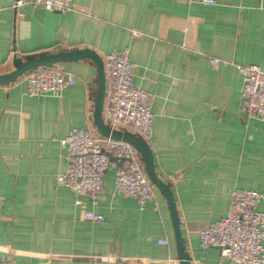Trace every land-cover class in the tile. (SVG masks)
<instances>
[{
    "label": "crops",
    "instance_id": "obj_1",
    "mask_svg": "<svg viewBox=\"0 0 264 264\" xmlns=\"http://www.w3.org/2000/svg\"><path fill=\"white\" fill-rule=\"evenodd\" d=\"M14 1L0 0V76L28 55L89 49L105 64L128 50L134 86L153 95L148 143L171 186L186 252L193 264H230L202 247L199 232L227 216L235 190L264 193V121L245 113L238 69H264V0H73L69 13L16 10ZM52 69L73 73L76 84L41 98L27 94L31 72L0 85V259L177 264L169 205L156 187L141 210L114 193L117 163L95 205L59 185L69 167L61 141L73 129L98 134V70L90 59ZM85 211L104 222L85 220Z\"/></svg>",
    "mask_w": 264,
    "mask_h": 264
},
{
    "label": "built area",
    "instance_id": "obj_2",
    "mask_svg": "<svg viewBox=\"0 0 264 264\" xmlns=\"http://www.w3.org/2000/svg\"><path fill=\"white\" fill-rule=\"evenodd\" d=\"M214 4V0H204ZM23 6L41 7L50 12L74 11L73 0H15L14 9ZM219 59H211L213 65ZM242 75L241 96L245 113L250 118L264 121V69L254 65L238 66ZM107 77L103 118L112 129H132L147 142L153 134L155 115L152 111L153 95L134 86L133 64L128 50L113 51L105 62ZM77 77L73 73L52 68L32 71L26 80L30 97L57 96L66 87L74 86ZM69 167L58 177L61 186L76 195L87 197L93 205L103 190L104 175L111 165L109 154L124 160L114 178V193L134 197L141 210L153 199V185L147 177L144 165L136 149L129 143L105 138L83 129H73L61 141ZM264 203V193L254 190L234 191L227 216L200 230L204 249H221L230 264H264V212L258 206ZM0 201V219H1ZM83 218L92 222H104V217L93 211H85ZM166 244V241H163ZM0 264H7L0 259Z\"/></svg>",
    "mask_w": 264,
    "mask_h": 264
},
{
    "label": "water",
    "instance_id": "obj_3",
    "mask_svg": "<svg viewBox=\"0 0 264 264\" xmlns=\"http://www.w3.org/2000/svg\"><path fill=\"white\" fill-rule=\"evenodd\" d=\"M84 59H90L96 65L98 70V93L95 100L93 115L96 132L102 137L129 143L136 149L151 184L161 192L168 202L178 252L177 264H193L190 255L186 252L184 239L182 238L181 223L171 186L170 184L164 182L157 174L154 154L149 143L136 133L112 129L104 121L103 111L106 98L107 77L104 61L96 52L89 49H82L59 53L28 55L20 59L15 58L13 62L14 71L0 76V85L15 81L37 69L50 68L59 64L78 62L79 60ZM109 157L111 163H117L120 166L124 164V160H120L110 154ZM218 249L221 251L220 248Z\"/></svg>",
    "mask_w": 264,
    "mask_h": 264
},
{
    "label": "trees",
    "instance_id": "obj_4",
    "mask_svg": "<svg viewBox=\"0 0 264 264\" xmlns=\"http://www.w3.org/2000/svg\"><path fill=\"white\" fill-rule=\"evenodd\" d=\"M55 66H53V67H50V68H54Z\"/></svg>",
    "mask_w": 264,
    "mask_h": 264
}]
</instances>
